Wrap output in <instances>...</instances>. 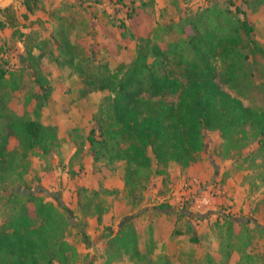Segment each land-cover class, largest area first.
<instances>
[{"label": "rangeland", "instance_id": "374dc122", "mask_svg": "<svg viewBox=\"0 0 264 264\" xmlns=\"http://www.w3.org/2000/svg\"><path fill=\"white\" fill-rule=\"evenodd\" d=\"M57 1L47 0L29 14L31 29L40 39H47L56 32L59 19H67L78 61L92 56L94 64L107 63L111 71L136 58L139 37H151L163 45L178 40L184 35L177 26L183 18L207 7L234 11L230 1L246 11L256 38L264 44V7L256 8L250 0H63L60 5ZM22 7H18L20 16ZM44 47L47 54L39 66L53 90L39 110L40 119L46 124L58 122L66 139L49 155L31 154L29 165L21 164L18 171L0 180V223L5 217L4 190L29 188L70 216L75 227L68 239L80 248L81 264H264V153L258 152V139L251 132L233 134L228 140L218 130H206L205 149L197 162L187 168L172 162L164 168L166 173L154 172L142 190L131 194L124 181L125 163L94 162L89 152L93 115L110 92L84 95L85 83L76 67L56 61L50 54L58 53L55 41ZM23 56L19 37L10 28L2 30L0 66L8 68L18 84L15 89L6 86L8 106L36 118L39 101L33 98V91L40 87ZM243 100L264 106V95ZM17 143L12 136L9 149L17 148ZM75 146L83 151L74 155ZM24 167L22 178H17ZM81 206L87 214L99 211L103 216L92 233L86 231L92 225L88 215H82ZM128 218L144 258L131 260L108 244L109 233L122 228Z\"/></svg>", "mask_w": 264, "mask_h": 264}, {"label": "trees", "instance_id": "16d2710c", "mask_svg": "<svg viewBox=\"0 0 264 264\" xmlns=\"http://www.w3.org/2000/svg\"><path fill=\"white\" fill-rule=\"evenodd\" d=\"M41 2L24 0V21L13 5L0 9V28H13L12 34L24 45L22 61L40 87L33 91L39 101L37 117L16 113L8 106L6 86L15 89L18 84L10 77L13 73L0 66V180L18 171L21 164L29 165L31 154L49 155L65 140L59 137L58 126L44 123L39 112L53 90L39 66L47 54L44 45L51 40L58 53L50 54L76 67L85 83L84 95L110 92L93 115L89 152L94 162L123 161L125 186L131 194L142 190L154 172L166 173L164 168L172 162L184 168L197 162L205 149L206 130H218L228 140L248 130L258 139V152L264 153V106L243 100L264 95V44L256 38L255 26L241 6L230 1L234 11L207 7L183 18L177 26L184 35L164 45L151 37H139L136 58L111 71L107 63L94 64L92 56L78 61L77 46L70 39L71 25L65 18L59 19L55 33L40 39L31 29L33 20L27 22L29 12ZM250 3L256 8L264 6V0ZM12 136L18 147L11 150ZM81 151L78 146L74 155ZM26 170H20L17 178ZM1 198L5 217L0 223V264H77L81 260L77 246L68 239L75 225L60 205L29 188L5 189ZM82 211L87 214L85 207ZM96 214L101 222L102 214ZM128 221L116 233H109L108 244L131 260L144 258L137 231Z\"/></svg>", "mask_w": 264, "mask_h": 264}, {"label": "crops", "instance_id": "0c3cea01", "mask_svg": "<svg viewBox=\"0 0 264 264\" xmlns=\"http://www.w3.org/2000/svg\"><path fill=\"white\" fill-rule=\"evenodd\" d=\"M62 1H63V0H58V1H57L58 3L56 2V4H57V5H60V2H62ZM45 2H47V0H42V2H41L39 5H43V4H45ZM8 5H13L14 8L16 9V12H17V14H18L19 19H20L21 21H24L23 13L27 11V8H26V5H25V3H24V0H0V9H3L4 7H6V6H8ZM21 6L24 7V10L21 12V16L23 17V19L21 18L20 14H19V12H18V7H21ZM23 7H22V8H23ZM261 7L263 8L264 6H261ZM29 14H31V13L29 12ZM0 18H2L1 13H0ZM29 19H30V17H29ZM6 28H10L11 33L13 32V28H12V27H10V26H6V27L3 28V29L0 28V34H2V30L6 29ZM23 30L26 31L27 29H23ZM27 32H28V31H27ZM53 124H56V125L58 126V129H59V137H60L61 139H66V134H64V133L61 131V128H60L58 122H56V121L54 120V121H53ZM65 143H66V142H65ZM76 148H77V146H75V148L73 149V153L76 151ZM73 153H72V154H73ZM70 158H71V156L68 158V161L70 160ZM81 213H82V215H83V212H81ZM86 219H87V222H88L89 224L92 225V228H91V229L86 230L88 233H92V232H94L96 226H98V224L101 223V222H99V220H98V214H95V215L90 214V215L87 216ZM84 220H85V219H84ZM101 221H103V216H102V220H101ZM118 230H119V229H118ZM118 230H117V231H118ZM117 231H115V233H116ZM153 236H154V238L156 239V237H155L154 234H153ZM78 251L81 253L80 248H78ZM77 264H81V260H80Z\"/></svg>", "mask_w": 264, "mask_h": 264}, {"label": "water", "instance_id": "95a60500", "mask_svg": "<svg viewBox=\"0 0 264 264\" xmlns=\"http://www.w3.org/2000/svg\"><path fill=\"white\" fill-rule=\"evenodd\" d=\"M131 218V217H130ZM130 218H128L127 220H129Z\"/></svg>", "mask_w": 264, "mask_h": 264}]
</instances>
